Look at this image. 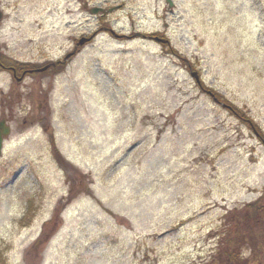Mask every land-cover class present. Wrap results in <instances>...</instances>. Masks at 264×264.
<instances>
[{
	"label": "rangeland",
	"instance_id": "rangeland-1",
	"mask_svg": "<svg viewBox=\"0 0 264 264\" xmlns=\"http://www.w3.org/2000/svg\"><path fill=\"white\" fill-rule=\"evenodd\" d=\"M171 1L0 0L6 61H57L0 70V264L207 262L264 200V0Z\"/></svg>",
	"mask_w": 264,
	"mask_h": 264
},
{
	"label": "trees",
	"instance_id": "trees-1",
	"mask_svg": "<svg viewBox=\"0 0 264 264\" xmlns=\"http://www.w3.org/2000/svg\"><path fill=\"white\" fill-rule=\"evenodd\" d=\"M14 64L20 65L16 61ZM215 96L219 97L216 94ZM224 103L239 117L251 121L233 104L228 101H224ZM261 195H264V192ZM224 219L225 228L222 227L217 233L216 248L213 254H210L209 261L197 264H239L243 259V250H250V256H254L256 259L262 253L264 249V242H262L264 237V200L262 197L244 203L241 209L235 210L232 214L227 213ZM256 228H258L257 231Z\"/></svg>",
	"mask_w": 264,
	"mask_h": 264
},
{
	"label": "flooded vegetation",
	"instance_id": "flooded-vegetation-1",
	"mask_svg": "<svg viewBox=\"0 0 264 264\" xmlns=\"http://www.w3.org/2000/svg\"><path fill=\"white\" fill-rule=\"evenodd\" d=\"M83 5H84V3H83ZM0 9L2 11V14L0 16V23H1L2 18L4 17V11H3L2 5H0ZM71 50H73V52L71 54H75L76 52H78L79 46L74 45ZM71 54H69V57L68 58H71V56H72ZM6 58H7L6 55H3L2 53H0V70H3V71L8 72L13 79H16V77L19 76L22 72H24V76H26L28 74H31V73L32 74L33 73H37V71H35V70L31 71V69H35L36 67H24L19 72V74H17L16 67L14 65H12V64H7V63L10 62V60H9V62H7L6 61L7 60ZM54 64H56V63H54ZM54 64H51L50 66H48V68L49 69H52V67H55V66H53ZM26 71H27V73H25ZM24 76H23V78H24Z\"/></svg>",
	"mask_w": 264,
	"mask_h": 264
},
{
	"label": "water",
	"instance_id": "water-1",
	"mask_svg": "<svg viewBox=\"0 0 264 264\" xmlns=\"http://www.w3.org/2000/svg\"><path fill=\"white\" fill-rule=\"evenodd\" d=\"M169 5H172V1L171 0H167ZM90 12L92 13H95V12H98V11H101L103 12V8L101 7H92L91 9H89ZM1 11H0V16H1ZM84 38L80 39V43H83L84 42ZM161 40H164V39H161ZM193 75L197 77L198 79V75H197V72H193ZM10 126L8 124H6V121L4 118H2L0 120V151H2V145H3V136L4 135H8L10 133ZM0 155H1V152H0Z\"/></svg>",
	"mask_w": 264,
	"mask_h": 264
}]
</instances>
